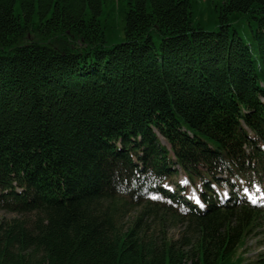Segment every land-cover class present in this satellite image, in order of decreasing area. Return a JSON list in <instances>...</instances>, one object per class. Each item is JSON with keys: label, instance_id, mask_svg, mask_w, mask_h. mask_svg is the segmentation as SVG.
I'll return each instance as SVG.
<instances>
[{"label": "trees", "instance_id": "trees-1", "mask_svg": "<svg viewBox=\"0 0 264 264\" xmlns=\"http://www.w3.org/2000/svg\"><path fill=\"white\" fill-rule=\"evenodd\" d=\"M262 99L264 0H0V264H245ZM177 169L203 240L148 258L122 225L161 186L194 203Z\"/></svg>", "mask_w": 264, "mask_h": 264}, {"label": "rangeland", "instance_id": "rangeland-1", "mask_svg": "<svg viewBox=\"0 0 264 264\" xmlns=\"http://www.w3.org/2000/svg\"><path fill=\"white\" fill-rule=\"evenodd\" d=\"M161 144L165 145L164 141L160 139ZM260 184L253 187L250 191L248 187H242V194L249 196L250 198L260 199V202H254L264 205V171L258 175ZM173 183L183 184L187 187V196L194 200V204L201 208L200 202L197 200V195L195 194V188H192L188 183L187 177L177 170L176 175L173 177ZM240 184H244L242 181ZM169 187L177 189L173 185ZM223 197L227 193V189L223 190ZM230 194V193H229ZM227 195V194H226ZM263 199V200H261ZM240 201V200H239ZM218 218L222 220V224L224 228L228 226V228L236 227V216L229 217L228 214L223 216V212L219 213ZM15 214H11L10 212L0 210V221L1 220H9L15 218ZM225 219H229L234 221L231 225L227 224V221H223V217ZM141 217V222L137 223V218ZM222 218V219H221ZM254 226L249 230V232L245 231L242 234L243 243L242 246H238L234 250L235 256H233V261L241 258L242 263L245 264L250 262H258L264 257V216H260L254 218ZM127 221L129 225H127ZM145 221H149L147 225L143 224ZM231 221V222H232ZM250 221V218L249 220ZM202 220L192 217L189 213H185V210L181 208V206L173 205L169 201L164 199L147 200L144 201L140 206L134 209L132 212L127 214V218L124 219V224L122 226L129 229V231L136 236L140 244L144 247L147 245H153L151 249V253L147 255L148 258H151V254L153 251H158L167 245H178L183 243V241H187V245L185 246L186 250L193 248L198 241L203 240L202 227H200V223ZM252 227V224H251ZM156 246V247H155ZM157 248V249H155ZM261 254L263 255L261 257ZM239 257V258H236ZM240 260V259H239Z\"/></svg>", "mask_w": 264, "mask_h": 264}, {"label": "bare ground", "instance_id": "bare-ground-1", "mask_svg": "<svg viewBox=\"0 0 264 264\" xmlns=\"http://www.w3.org/2000/svg\"><path fill=\"white\" fill-rule=\"evenodd\" d=\"M261 101L264 102L263 99H262ZM177 170L180 172L179 169H177ZM181 184H182V183H181ZM169 186H170V185H169ZM169 186H168V188H169V190H171ZM254 186H256V185H254ZM254 186H253V187H254ZM253 187H252V189H253ZM224 189H227V193H228V188H224ZM224 189H222V190L220 191V192H221V193H220L221 195H222V192H224V191H223ZM248 189H249V188H248ZM252 189H251V190H252ZM249 190H250V189H249ZM251 190H250V191H251ZM227 193H226V194H227ZM226 194H225V195H226ZM197 200H198V199H197Z\"/></svg>", "mask_w": 264, "mask_h": 264}]
</instances>
